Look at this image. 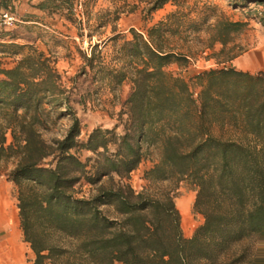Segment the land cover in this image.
Returning a JSON list of instances; mask_svg holds the SVG:
<instances>
[{
    "label": "trees",
    "instance_id": "1",
    "mask_svg": "<svg viewBox=\"0 0 264 264\" xmlns=\"http://www.w3.org/2000/svg\"><path fill=\"white\" fill-rule=\"evenodd\" d=\"M117 1L114 20L140 5L150 15L168 0ZM5 2L10 0H0ZM233 3L245 8L264 0ZM81 4L36 0L30 6L47 14L64 11L68 18L71 13V24L80 30V20L72 16ZM174 15L166 14L144 36L129 28L117 69L102 66L97 44L88 56L81 54L82 74L96 69L111 91L124 81L130 84L124 125L95 127L84 141L77 140L78 120L54 62L35 47L37 37L30 41L0 29V172L11 165L6 179L15 187L17 222L32 264H256L237 248L248 238L264 241V74L229 67L200 70L191 89L188 81L164 70L189 64L187 56L164 43L165 33H175L165 23ZM35 19L22 18L21 27L30 31L34 27L26 24ZM243 25L218 19L207 40L223 47ZM118 38L115 33L107 42ZM4 56L17 58L12 67L3 68ZM65 115L71 123L64 136L46 138ZM149 147L159 155L143 180L173 187L136 192L128 176ZM80 150L94 157L82 162L71 153ZM181 182L192 187V213L202 217L187 239L173 200ZM81 184L94 194L76 198L74 188Z\"/></svg>",
    "mask_w": 264,
    "mask_h": 264
},
{
    "label": "rangeland",
    "instance_id": "2",
    "mask_svg": "<svg viewBox=\"0 0 264 264\" xmlns=\"http://www.w3.org/2000/svg\"><path fill=\"white\" fill-rule=\"evenodd\" d=\"M78 1H82V4L79 7L77 5L74 7L72 17L80 20V30H77L75 23L71 24V13L70 18H68L64 11L63 13L47 14L34 9V11L31 10L33 13L30 15L37 18L35 19L36 23L26 24L34 28L29 31L18 24L15 28L5 32L16 31L18 36L23 35L30 41L37 37L34 43L35 47L39 51H43L50 58V61L54 62V68L60 76L63 88L66 90L71 114L79 123L80 133L77 140L80 141H84L87 134L97 126L124 125L126 121L123 103L129 93V82L124 81L118 88L111 91L106 80H99V74L95 75L96 69L93 72L86 69V73L82 74L81 69L84 64L80 56L81 54L88 56L90 47L97 44L99 46L97 49L98 56L106 70L121 67L123 60L119 56V49L123 41L130 39L129 28L134 29L137 33H142L144 36L148 27L163 19L166 14L174 13L175 15L166 20L165 23L172 27L175 33L171 35L165 33L164 43L172 46L177 54L187 56L189 64L187 66L185 64L170 65L164 70L188 81L191 89H193L191 78L200 70L227 68L235 58L246 57L252 51L263 53L264 59V11L259 14L264 3H248L245 8H242L233 3L235 0H168L162 9L150 15L144 14L141 11L143 6L140 5L134 12L120 13L118 18L114 20L115 8L121 6L120 1ZM10 6L11 11L17 13L20 19L29 10L28 4L24 0L14 1V3H10ZM85 16L88 17L86 24L84 23ZM218 19L236 20L244 23L238 32L230 35L229 41L223 47L219 43L210 44L207 40L209 29ZM111 26L115 27L114 32L111 31ZM78 33H81L80 38H78ZM115 33H118L119 38L107 42ZM86 34H90L89 39ZM14 43L22 44L21 40H14ZM14 60L7 56L2 57L3 68L12 67ZM106 70L102 74H105ZM61 111L63 112L62 108ZM70 123L71 117L69 115L56 120L46 132V138L60 139L66 133ZM117 132L119 133L120 129ZM71 153L82 162L94 157L92 153L85 150L71 151ZM158 155L157 148L149 147L145 160L139 163L138 167L128 176L127 184L134 191L150 193L155 187L163 189L173 187L172 183L149 185L142 178L143 172L149 170L152 164L157 162ZM10 167L11 165L7 164L6 171L0 172V184L7 188L15 205V187L6 179ZM187 191H192V187L187 182L177 184L173 192L174 202L183 197ZM74 192L76 198H85L89 194H94L93 189L84 184L79 187L76 186ZM191 213L185 217L190 222H192V218L195 221V216H199L194 213L191 216ZM237 250L243 251L247 262L264 264V241L248 238L240 243ZM24 260L26 262L30 260L27 252L24 254Z\"/></svg>",
    "mask_w": 264,
    "mask_h": 264
},
{
    "label": "crops",
    "instance_id": "3",
    "mask_svg": "<svg viewBox=\"0 0 264 264\" xmlns=\"http://www.w3.org/2000/svg\"><path fill=\"white\" fill-rule=\"evenodd\" d=\"M14 1L18 2L20 0H14ZM14 1L10 0V2H5V4L1 3L0 8L7 7V6L9 8L10 3H14ZM24 1L28 4L29 10H27L26 15H23L22 18H26V17L29 18L30 13H33L34 11V9L30 6V4L35 2L36 0H24ZM228 67L232 68L233 70H238V71L245 72L248 74H253L257 72H261L262 74H264L263 53L261 52L257 53V52L252 51L250 54H247L246 57L235 58V60L229 63ZM113 126H97V127L109 130V129H112ZM119 129H120V126H117L114 129V131L117 132ZM193 197H194L193 192L187 191L183 197H180L179 199H177L176 202H174L175 207L179 214V218H180L181 234L186 239L191 237V234L194 231V229L202 223V219H200L199 216H195L196 217L195 221H193V218H192L191 219L192 222H190L188 218H185L186 215L188 216V214L192 212V204L194 201ZM10 214L12 216L14 215L16 231L18 230L17 240L15 243V246L11 245L10 243H6L5 244L6 246H4L3 248L2 245L8 241L7 240V234L9 231V225H8L9 221L8 220H9ZM191 216H192V213H191ZM26 246L27 245L23 242L21 238V233L19 230V223L17 222L16 206L14 205L13 199L11 198L9 191H7V188L0 184V252H1L0 253V264H32L33 257H32V254L28 246L27 248ZM26 252L28 256L30 257V260L28 262L24 260V254Z\"/></svg>",
    "mask_w": 264,
    "mask_h": 264
},
{
    "label": "built area",
    "instance_id": "4",
    "mask_svg": "<svg viewBox=\"0 0 264 264\" xmlns=\"http://www.w3.org/2000/svg\"><path fill=\"white\" fill-rule=\"evenodd\" d=\"M261 11H264V4L263 6H261L259 14L261 13ZM21 22L22 20L14 11L8 9H0V29H13L18 24H21Z\"/></svg>",
    "mask_w": 264,
    "mask_h": 264
},
{
    "label": "bare ground",
    "instance_id": "5",
    "mask_svg": "<svg viewBox=\"0 0 264 264\" xmlns=\"http://www.w3.org/2000/svg\"><path fill=\"white\" fill-rule=\"evenodd\" d=\"M184 217V216H183ZM186 217V216H185ZM8 225H9V231L7 234V242H5L2 247L4 248V246H6V243H10L11 245L15 246L16 240H17V231H16V226H15V222H14V215L12 216L10 214L9 220H8ZM6 230V229H5ZM6 250V249H5ZM12 250V249H11ZM15 251V250H13ZM1 253V252H0ZM5 253V252H4ZM8 253V252H7ZM15 254V252H14Z\"/></svg>",
    "mask_w": 264,
    "mask_h": 264
}]
</instances>
